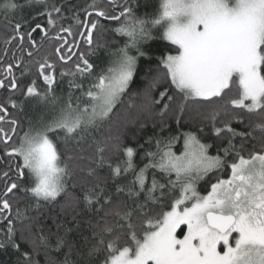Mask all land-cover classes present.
Returning a JSON list of instances; mask_svg holds the SVG:
<instances>
[{
  "label": "snow or ice",
  "instance_id": "obj_1",
  "mask_svg": "<svg viewBox=\"0 0 264 264\" xmlns=\"http://www.w3.org/2000/svg\"><path fill=\"white\" fill-rule=\"evenodd\" d=\"M0 90L15 264H264V0H0Z\"/></svg>",
  "mask_w": 264,
  "mask_h": 264
},
{
  "label": "trees",
  "instance_id": "obj_2",
  "mask_svg": "<svg viewBox=\"0 0 264 264\" xmlns=\"http://www.w3.org/2000/svg\"><path fill=\"white\" fill-rule=\"evenodd\" d=\"M144 0H141V3H143ZM152 4H157L158 0H151ZM145 11L148 12H152L154 11V8H148V9H144L141 8L139 10V14L143 15V13ZM154 35H156L158 37V33H154ZM119 39V38H118ZM153 46H158L160 48H163L167 45L166 41L160 40V39H156L153 40L152 42ZM155 67V65L153 64V68ZM139 71V78L141 80V82H145L147 79H150L151 75H154L155 73H148L147 67L143 64V62L141 63L140 68L138 69ZM162 90V89H158L157 91ZM7 95L6 92H4L3 90H0V97ZM169 127H166L164 129L163 132H161L160 129V118L159 117H155L154 119H149L146 122V125L144 128L139 129V131L137 132V139L139 140V143L144 144V149H149V145L147 143H145V141L147 140L148 137H154V136H160L163 138H167V136L169 135H173L175 134V132L173 131L176 128V125L174 124V122L169 121L168 122ZM137 125H130V128L135 132L137 129ZM234 127H239L238 125L234 124ZM185 130H187V126L185 127ZM131 143V137H129V140L126 141ZM205 142L208 143H213V148L210 150L213 154H215V150H216V142L212 139H205ZM144 149H140L138 152V155L136 157V164L139 167L143 166V163L146 162L143 160V151ZM149 150L155 151V147L152 146ZM183 150V141L181 140L180 142H178L177 144H175L173 146V151H175L177 154H179L181 151ZM106 171V170H105ZM203 185L204 182H201V190L203 191ZM52 255H57L56 253H52ZM40 259V264H44V257L43 255H41L39 257ZM15 260L16 257L11 253V251H9L7 254L0 252V264H15Z\"/></svg>",
  "mask_w": 264,
  "mask_h": 264
},
{
  "label": "rangeland",
  "instance_id": "obj_3",
  "mask_svg": "<svg viewBox=\"0 0 264 264\" xmlns=\"http://www.w3.org/2000/svg\"><path fill=\"white\" fill-rule=\"evenodd\" d=\"M181 228H183V230H185V229H186V226H183V225H182ZM178 230H179V229H178ZM178 230H177V234H178V232H179ZM178 235H180V234H178Z\"/></svg>",
  "mask_w": 264,
  "mask_h": 264
},
{
  "label": "flooded vegetation",
  "instance_id": "obj_4",
  "mask_svg": "<svg viewBox=\"0 0 264 264\" xmlns=\"http://www.w3.org/2000/svg\"><path fill=\"white\" fill-rule=\"evenodd\" d=\"M181 230H183V228H181V229H179V230H178V231H179V232H178V234H180ZM183 231H185V232H186V231H187V229H185V230H183Z\"/></svg>",
  "mask_w": 264,
  "mask_h": 264
}]
</instances>
